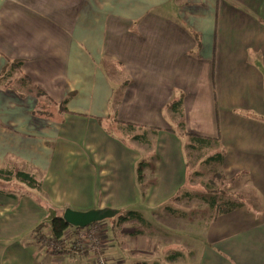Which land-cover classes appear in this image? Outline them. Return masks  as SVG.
Segmentation results:
<instances>
[{"label":"crops","instance_id":"crops-1","mask_svg":"<svg viewBox=\"0 0 264 264\" xmlns=\"http://www.w3.org/2000/svg\"><path fill=\"white\" fill-rule=\"evenodd\" d=\"M179 99L181 118L167 105ZM113 119L158 129L146 155ZM180 120L219 137L225 176L242 172L260 197L216 216L190 258L264 264V0H0V168L11 161L42 182L38 202L0 194V264H92L90 251L52 254L35 237L65 208H163L185 184ZM140 159L153 169L145 188ZM112 216L90 226L107 264L184 255L161 258L153 235H132L129 222L114 231Z\"/></svg>","mask_w":264,"mask_h":264},{"label":"trees","instance_id":"trees-1","mask_svg":"<svg viewBox=\"0 0 264 264\" xmlns=\"http://www.w3.org/2000/svg\"><path fill=\"white\" fill-rule=\"evenodd\" d=\"M21 64V61L18 60L16 62H11L10 68L19 69ZM9 70H4V76L11 77L12 72H8ZM23 80V84H26L25 79ZM29 81L28 79L26 80ZM37 94H41L40 89H36ZM179 100H173L168 102V106L171 110L179 114V117L181 118V102ZM47 101H39L37 105V111L42 114L46 112L48 114L49 110L45 109V103ZM61 109H65L63 105L59 107ZM114 122L116 125L117 130L119 133L125 137V139L131 141L136 140L139 143H144L146 145L152 146L153 144V138H155L157 134L156 128L146 127L144 125L129 123V122H122L117 121L116 119L110 120V122ZM179 125V128L182 127V121L177 123ZM111 126V125H110ZM106 130L109 131L108 127H105ZM184 136L180 137L185 138V141L182 139V148H183V155L185 159L186 164V176L188 174L187 167L188 165V158L189 155L193 154V152H196V161L202 162L206 165H208V172L211 175L210 179H207L206 181H201V186L204 189V194L202 193H190L188 190H186L183 186L178 190L175 196H173L169 201L165 202L163 204V208L172 214H176L179 212V209L174 207L172 204L178 201H182L183 198H189L192 199L194 197L200 198L204 204L207 206L214 208L213 215H211V219H214L216 216L225 214L228 212H231L235 209L241 208L244 206V203L242 202L243 199L238 198L239 196H235V198H229V194H231V182H236V179H228L226 180L228 183L224 185L225 182L224 179H226L224 173H223V166H224V158L226 151L221 143V140L219 137H210V136H203L191 132H187L184 129L182 130ZM153 137H151V136ZM150 156L154 157V159L157 158L156 154L153 152L150 153ZM149 161H146L145 159H140L137 162L136 167V178L137 180L142 183V187H146L145 183L143 182L145 179V168L152 169V165L148 163ZM211 164H216V167H211ZM205 165V167H206ZM153 170V169H152ZM239 177V175H238ZM190 181V179H189ZM0 183L2 185H5V188L0 187V194L4 195H10L17 197L18 195H29L33 199H35L37 202L39 201L38 197L40 193H42V185H41V179L37 176V174L28 171L26 169H23L18 166V164L9 161L6 163L2 168H0ZM210 216V215H209ZM111 227L112 230L116 231L117 228L120 227V225L124 222H130L135 221L137 224H148L150 225V222L144 218L140 212L135 210H121L119 213H116L111 217ZM99 222V221H97ZM97 222H93L90 225H94ZM133 226V224H132ZM134 231L131 233L132 235H139V234H148L143 232V228L140 226H133ZM73 229L72 226H70L68 223H66L61 215L55 216L50 218L47 221H44L40 223L35 229V237L39 241H45L50 244V241H55L56 243L61 244V248L56 250H52V254H60L64 252H72L75 247L72 243L74 241H69L70 237V231ZM76 230H80V227H75ZM46 230V231H45ZM76 230L73 229L74 233H77ZM69 231V232H68ZM65 239V244L63 245L61 242ZM63 245V246H62ZM80 252V251H78ZM81 253V252H80ZM179 253L178 251H175L173 255L171 256H177ZM90 264V263H89Z\"/></svg>","mask_w":264,"mask_h":264},{"label":"rangeland","instance_id":"rangeland-1","mask_svg":"<svg viewBox=\"0 0 264 264\" xmlns=\"http://www.w3.org/2000/svg\"><path fill=\"white\" fill-rule=\"evenodd\" d=\"M173 127L175 128L174 131H176V133L180 137L184 136L182 135L183 134L182 127L179 128V125L175 123ZM116 133L119 134L118 130L116 131ZM155 139L156 138H153V142ZM182 139L183 141H185V138L183 137L180 139L181 142ZM137 145H138L137 146L138 149H141L142 152H144V155H146L147 153L146 150L150 149L151 147L150 145L148 146L144 143L142 144L140 143ZM188 165H189V168L187 167L188 174L185 178L184 188L188 190L190 193L200 192L201 194L202 193L204 194L205 193L204 189L199 185H201L202 183L201 181H206L207 179L211 178L212 174H209L208 172L209 166L202 162L196 161V152H193L192 155L191 154L189 155ZM210 166L217 168L216 164L210 163ZM149 170H150L149 168H145L144 172L147 173V171ZM222 170L224 173V169ZM31 172L37 174L35 171H31ZM238 175L239 174L237 173L231 178L225 176L226 179H224L225 182L223 184L226 185L228 183L226 180L228 179H238ZM240 175L241 177L236 181V183L239 184L238 188L242 196H239L238 198L245 199V201H242L244 203V206L254 207V203H255L254 200L255 199L258 200L260 197L258 196V194H254L252 192V187L249 186V184L247 183L248 177L242 172L240 173ZM182 185L179 186L178 188L180 189ZM0 187L5 188V185H2L0 183ZM233 190L235 191L234 188ZM228 197L231 199L235 198V196H231V194H229ZM172 205L179 209L178 213L172 214L170 212H167L164 208H160L156 210V212L151 213V211H149L148 209L146 210V208L141 206V204L132 205L133 207H126L127 209L124 210H135V211L137 210L139 212L141 211V213L145 216L146 220L150 222V225L148 224L143 225L139 223L137 224V222L135 221H130L129 223L126 224L125 228L126 230H129L132 228V224L133 226L138 225L144 229L143 232L148 233L146 235L149 236L153 235V237H155V243L157 247H159V252L162 254L161 258L164 257L165 252L168 253L169 255L173 254L174 251H180L181 253L182 252L184 253V255L181 256V258L179 257L176 259L173 258L167 259L169 263L166 260L165 261L166 264H195V261L192 258H190V254H194L198 251L199 243L200 241L203 240L205 231L208 229L210 223L214 220L211 219L209 215H213L215 209L207 206L202 201L196 199V197L192 198V200L189 201H178L173 203ZM140 206L142 209L138 210L140 209ZM120 209H117L118 212H120ZM250 211L257 212V209L256 208L254 210L250 209ZM49 213L52 212L49 211ZM152 214L154 219H151L153 218L151 217ZM107 219L108 218H104L102 220L106 221ZM88 227H90V225L87 227H83L81 229H85ZM78 231L79 230H76V232ZM72 244L74 245V243ZM73 247H75L74 250H76L77 247L76 246Z\"/></svg>","mask_w":264,"mask_h":264},{"label":"built area","instance_id":"built-area-1","mask_svg":"<svg viewBox=\"0 0 264 264\" xmlns=\"http://www.w3.org/2000/svg\"><path fill=\"white\" fill-rule=\"evenodd\" d=\"M91 226V225H90ZM74 245L80 250L90 251L92 253V264H106L104 256L102 254V245L98 240V236L93 228L88 227L85 229L79 230L73 237ZM65 244V239L61 242ZM62 245V246H63ZM49 251L53 249H60L61 244L56 243L54 240L50 241V244L47 246Z\"/></svg>","mask_w":264,"mask_h":264},{"label":"water","instance_id":"water-1","mask_svg":"<svg viewBox=\"0 0 264 264\" xmlns=\"http://www.w3.org/2000/svg\"><path fill=\"white\" fill-rule=\"evenodd\" d=\"M113 211L109 208L92 209L86 211L65 208L62 212V219L72 226L86 227L93 222L101 221L112 216Z\"/></svg>","mask_w":264,"mask_h":264},{"label":"bare ground","instance_id":"bare-ground-1","mask_svg":"<svg viewBox=\"0 0 264 264\" xmlns=\"http://www.w3.org/2000/svg\"><path fill=\"white\" fill-rule=\"evenodd\" d=\"M62 215V214H61ZM70 226H72V225H70ZM89 226V225H88ZM73 228H75V227H77V226H72ZM87 227V226H86ZM81 228H83V227H80V230H81ZM78 249V248H77Z\"/></svg>","mask_w":264,"mask_h":264}]
</instances>
